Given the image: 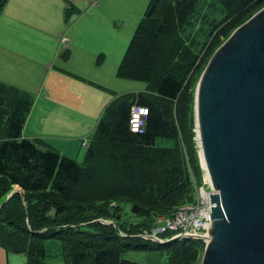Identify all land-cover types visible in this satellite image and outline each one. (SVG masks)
<instances>
[{
    "label": "trees",
    "instance_id": "trees-1",
    "mask_svg": "<svg viewBox=\"0 0 264 264\" xmlns=\"http://www.w3.org/2000/svg\"><path fill=\"white\" fill-rule=\"evenodd\" d=\"M263 5L264 0H150L117 70L119 77L147 82V91L117 95L104 108L83 163L43 139L23 137L35 96L0 81V205L6 201L0 245L26 254L27 264H46V238L62 242L66 264H142L121 257L129 245L123 238H140L158 216L193 202V175L205 174L195 140L192 154L191 147L187 155L181 146L195 112L193 81L201 57ZM136 103L149 107L142 132L129 127ZM159 137L174 145L158 146ZM14 185L25 196L13 192ZM122 203L131 204L138 223L122 219ZM100 218L116 226L95 221ZM156 245L172 250L168 264H198L206 243L185 237Z\"/></svg>",
    "mask_w": 264,
    "mask_h": 264
},
{
    "label": "water",
    "instance_id": "water-1",
    "mask_svg": "<svg viewBox=\"0 0 264 264\" xmlns=\"http://www.w3.org/2000/svg\"><path fill=\"white\" fill-rule=\"evenodd\" d=\"M194 105L200 163L214 189L200 264H264V7L214 51Z\"/></svg>",
    "mask_w": 264,
    "mask_h": 264
},
{
    "label": "rangeland",
    "instance_id": "rangeland-1",
    "mask_svg": "<svg viewBox=\"0 0 264 264\" xmlns=\"http://www.w3.org/2000/svg\"><path fill=\"white\" fill-rule=\"evenodd\" d=\"M149 1L150 0H144V5L140 11L132 14V10L127 8L125 4L119 6L117 1L112 0H62L61 4H58L56 0H4L0 7V20L5 15L4 22L0 25V77L10 80L19 79L22 85H25L27 82L46 85L49 80L46 82L43 80L50 66H57L56 68L61 72L69 74L71 71L65 69L66 62L77 56L76 61L72 65V69L80 75L77 73L74 74L83 78L87 76L89 80L91 79L94 83H96L95 81H109V83L111 82L114 84L115 79L118 78V84L121 85L119 88V95L130 92L131 88L135 87L136 84H147L145 81L134 80L128 77H119L117 73H113L110 70L102 74L98 71L96 66L104 67L111 61V54L115 53L113 47L114 43L115 45L118 43L119 52L123 49L124 56ZM103 8H113L114 11L107 10L105 12ZM261 8L262 6H257L249 11L241 22L251 17ZM66 11H68L67 15L65 14ZM79 16L82 17L73 25L75 19ZM241 22H239L238 25H241ZM238 25L236 27H238ZM233 29H231L229 34H232L235 30ZM4 31L9 33H5ZM230 35L222 36L219 41V46ZM169 38L170 36H168V39ZM156 47V49H159L161 46ZM217 48L214 50L212 49L213 51L205 52V54L202 55L201 59H203L194 76L193 87L195 90L203 70ZM94 56L95 60L93 58ZM35 66L43 67L44 73L40 68H34ZM72 78L81 83L87 82L85 79L77 76H72ZM33 79L35 81H32ZM98 85L100 88L104 87L103 85ZM194 100L193 102L195 104ZM189 123L190 130L183 139L184 143H182L181 146L185 148L184 152L187 155L191 147L190 154H192L194 139L200 163L194 110L192 115H190ZM180 138L183 137L180 135ZM188 139L191 142V146L188 145ZM157 145L172 146L174 145V140L159 137L157 139ZM84 150L86 151L85 148ZM188 160L189 158L187 161ZM78 161L83 163L85 159L83 158ZM191 165L193 166L192 161ZM189 169L192 171L191 168ZM198 174L201 176L200 179ZM198 174L195 171L193 175V178L198 181H193L195 196L197 187L199 186L197 183H201V181L204 180V175L202 173ZM203 183L205 182L203 181ZM13 192H20L22 196H25L26 193L25 190L18 185H14ZM121 205L123 207V220L134 223H138L141 220L140 217L131 212L130 203H122ZM100 219H102V221H100L101 223L113 224L116 226L113 220ZM145 229L148 228H144L143 230ZM123 233V231H120L121 235H124ZM126 237H128V235ZM171 240L174 239H170V237L164 238L161 243ZM123 241L125 243L129 242V245L125 244V247L121 250V257L125 259L142 264L169 263L170 252L172 250L167 247L157 248L156 241L154 240L140 237L137 239L123 238ZM44 242L48 254L46 264H66L65 258L62 256V253L65 252L62 242L56 238H46ZM157 242H160V240ZM139 244H145V246L139 247L137 246ZM5 252H7V250L0 245V260L4 259ZM203 253L198 264L201 263Z\"/></svg>",
    "mask_w": 264,
    "mask_h": 264
},
{
    "label": "crops",
    "instance_id": "crops-1",
    "mask_svg": "<svg viewBox=\"0 0 264 264\" xmlns=\"http://www.w3.org/2000/svg\"><path fill=\"white\" fill-rule=\"evenodd\" d=\"M112 1H117L119 6L125 4L127 8L132 10V14L140 11L144 5V0ZM56 2L61 4L62 0H56ZM103 9L105 12L107 10L114 11L113 8ZM4 17L5 15L1 18L0 25L4 22ZM81 17H77L73 25ZM113 47L115 53L111 54V61L104 67L96 66L102 74L109 70L117 73L119 64L124 57L123 49L119 52L118 43L117 45L114 43ZM93 58L95 60V56ZM76 59L77 56L66 62L65 69L71 71V73L79 74L72 69V65ZM36 67L40 68L44 73L43 67L35 66L34 68ZM56 67H49L47 75L43 80L44 82L49 80L46 85L33 82H27L25 85H22L19 79L10 80L2 77H0V81L32 92L35 96L34 106L23 128V137L33 140L43 139L52 148L59 150L61 153L77 160H82L85 158L86 153L84 148L87 149L82 145L83 140L85 138L90 139V135L96 127L104 108L117 99L116 96L119 95L121 85L118 84V78L115 79L114 84L109 83V81H95L107 89L92 85L88 81L81 83L72 78L73 75H70V73L61 72ZM84 77L89 80L87 76ZM32 81L35 80L33 79ZM136 85L131 88L130 92L147 91V84ZM0 264H27V256L24 253L5 252L4 259L0 260Z\"/></svg>",
    "mask_w": 264,
    "mask_h": 264
},
{
    "label": "built area",
    "instance_id": "built-area-1",
    "mask_svg": "<svg viewBox=\"0 0 264 264\" xmlns=\"http://www.w3.org/2000/svg\"><path fill=\"white\" fill-rule=\"evenodd\" d=\"M149 115V107L134 104L131 107L129 127L132 132H142ZM86 145L87 142L85 141ZM204 174L203 184H198L195 201L179 206L172 215L159 216L155 224L143 230L140 235L144 239L163 241L164 238H199L207 235L211 227L210 193L214 191Z\"/></svg>",
    "mask_w": 264,
    "mask_h": 264
}]
</instances>
